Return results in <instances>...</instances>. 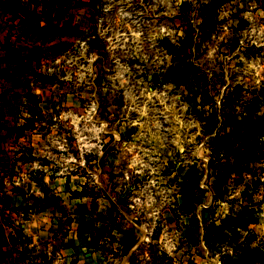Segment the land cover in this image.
Segmentation results:
<instances>
[{
    "label": "rangeland",
    "instance_id": "1",
    "mask_svg": "<svg viewBox=\"0 0 264 264\" xmlns=\"http://www.w3.org/2000/svg\"><path fill=\"white\" fill-rule=\"evenodd\" d=\"M15 4L2 259L264 264V0Z\"/></svg>",
    "mask_w": 264,
    "mask_h": 264
},
{
    "label": "crops",
    "instance_id": "2",
    "mask_svg": "<svg viewBox=\"0 0 264 264\" xmlns=\"http://www.w3.org/2000/svg\"><path fill=\"white\" fill-rule=\"evenodd\" d=\"M3 6H5V8L8 9L7 10L8 12L13 13L16 18H19L22 24L26 25V23L22 21L24 17L22 16V14H20V12L15 11L14 5L6 6L5 3H3ZM3 6L0 7V12H2ZM10 27H11L10 20L3 19V17L1 16L0 17V29H1L0 30V43L1 44H4V39H6L5 36L7 35V32H8V31L4 32V29L10 28ZM33 31L35 30L33 29ZM2 52L3 51L0 50V54H2ZM21 108H22V105L19 100H15L13 98H10V99L2 98V89L0 86V161H3V157L6 159L8 157L14 156L16 152H18L17 150L20 149V142L22 140H25V138L28 139L27 131L23 132L20 129H16V130L13 129L14 126L18 127L20 124L25 122V118L20 115ZM28 117L31 118V116H28ZM17 169H18L17 167H13V161H10L9 164L1 162L0 163V181L2 180L3 182H8L9 177H11L16 172ZM3 199L9 200V197L8 195L3 196V193H0V209L2 206ZM1 221L2 220L0 217V226L3 229H5L6 225L3 221L1 223ZM1 227H0V239L6 236V233H4V231H1ZM2 248L3 247H0V264H11L2 259Z\"/></svg>",
    "mask_w": 264,
    "mask_h": 264
},
{
    "label": "trees",
    "instance_id": "3",
    "mask_svg": "<svg viewBox=\"0 0 264 264\" xmlns=\"http://www.w3.org/2000/svg\"><path fill=\"white\" fill-rule=\"evenodd\" d=\"M10 3H11V5H14L16 12H20V14H22V16L24 17L22 19V21L24 23H28V15H27V13L26 12H23L22 9L15 4V0H10ZM31 28L32 27H30V31L33 30V28L32 29ZM37 34L40 35V36L42 35L44 37L49 35L48 33L47 34H43V33H41V31H39Z\"/></svg>",
    "mask_w": 264,
    "mask_h": 264
}]
</instances>
